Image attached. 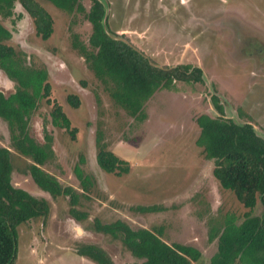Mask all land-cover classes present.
<instances>
[{
  "label": "rangeland",
  "instance_id": "obj_1",
  "mask_svg": "<svg viewBox=\"0 0 264 264\" xmlns=\"http://www.w3.org/2000/svg\"><path fill=\"white\" fill-rule=\"evenodd\" d=\"M53 19L46 40L35 33L32 18L19 3L22 17L1 19L11 31L7 44L25 53V66L45 68L50 100L61 105L76 129L74 138L52 125L51 104L39 102L30 120V134L43 142L44 127L52 136L55 156L43 166L62 185L81 191L74 166L90 175L93 184L76 208L86 213L76 220L68 198L41 190L24 173L29 158L10 147L9 131L0 119V145L12 151L11 182L36 197L45 198L49 213L20 224L17 254L11 264H97L79 256L76 247H102L114 264H140L119 240L98 232L94 221L121 219L131 227L162 229L167 243L191 245L209 264L217 240L209 239L212 226L225 215L239 220L247 211L231 190L213 176V162L196 144L201 113L217 116L211 96L216 94L224 117L249 122L264 138V0H102L110 28L123 35L160 67L191 64L202 69L203 83H174L157 90L144 104L145 118L137 120L116 105L72 47L73 35L87 44L91 25L45 0H36ZM88 6L89 0H83ZM0 91L8 95L14 82L0 70ZM76 95L72 106L67 95ZM98 129L104 146L128 166L121 174L107 173L96 163ZM83 158V162L80 158ZM158 205L160 211L141 213L132 207ZM257 202L252 214H260Z\"/></svg>",
  "mask_w": 264,
  "mask_h": 264
},
{
  "label": "trees",
  "instance_id": "obj_2",
  "mask_svg": "<svg viewBox=\"0 0 264 264\" xmlns=\"http://www.w3.org/2000/svg\"><path fill=\"white\" fill-rule=\"evenodd\" d=\"M45 1L73 17L80 15L91 25L87 44L74 34L72 47L104 85L113 102L135 119L145 118L144 104L157 90L169 89L176 81L203 83L200 67L191 64L157 67L144 53L107 35L102 24L106 4L100 0H89L88 6L83 0ZM16 3L32 18L35 33L42 39H48L53 32L51 15L36 0H0V70L14 82L12 93L6 95L0 91V119L7 125L10 147L30 160L24 173L53 198L67 197L70 215L82 220L86 213L78 210L76 205L80 196H87L93 184L92 177L77 164L74 172L81 191L71 185H62L54 174L43 168L55 156L51 134L44 127L43 142L30 134L31 116L42 99L52 105L49 114L52 125L65 129L72 138L76 129L70 126L61 105L50 100L46 69L26 67L25 53L6 43L11 38V31L1 19L22 17L21 13H15ZM106 26L112 35L125 37L110 28L107 14ZM67 101L74 107L79 104L76 95H67ZM211 102L219 114L201 113L195 118L199 128L195 142L202 147L205 157L212 160V173L220 186L231 190L248 210L241 220L234 215H225L210 228L209 239H216L217 245L209 264H264V138L256 133L251 123H237L224 117L223 106L216 94L211 96ZM95 146L96 163L103 171L127 172L128 166L122 165L118 156L104 146L99 129ZM11 155L9 146L0 145V264H11L16 259L18 226L33 219H44L49 213L45 198L12 184ZM83 160L81 157L80 161ZM257 202L261 212L255 215L252 210ZM132 209L148 213L160 211L161 207L138 205ZM94 225L98 232L119 240L132 256L141 260L140 264H192L201 258L200 250L194 246L164 241L160 228H133L121 219L106 223L96 219ZM76 253L97 264H114L109 254L96 244H79Z\"/></svg>",
  "mask_w": 264,
  "mask_h": 264
},
{
  "label": "water",
  "instance_id": "obj_3",
  "mask_svg": "<svg viewBox=\"0 0 264 264\" xmlns=\"http://www.w3.org/2000/svg\"><path fill=\"white\" fill-rule=\"evenodd\" d=\"M101 2H103L104 4H106L104 1H102V0H100ZM106 14H107V7H106V13L104 14V17H103V20H102V24H103V28H104V30H105V32H106V34L107 35H109L111 38H113V39H115V40H122V41H124L125 43H127L128 45H130V46H132L135 50H137V51H139L137 48H135L129 41H127L125 38H123V37H119V36H114V35H112L109 31H108V29H107V26H106ZM150 63H151V61H150ZM155 65V64H154ZM157 67H160V66H158V65H156ZM161 68V67H160ZM219 114V113H218ZM227 118H229V117H227ZM232 119V118H231ZM234 120V119H233ZM235 122H237V123H243V122H238V121H236V120H234ZM255 129V128H254ZM256 131V130H255ZM257 133V132H256ZM258 134V133H257ZM259 135V134H258ZM262 137V136H261ZM263 138V137H262Z\"/></svg>",
  "mask_w": 264,
  "mask_h": 264
}]
</instances>
